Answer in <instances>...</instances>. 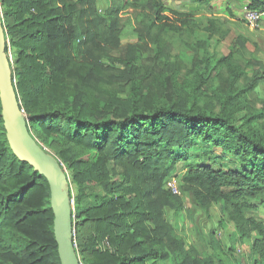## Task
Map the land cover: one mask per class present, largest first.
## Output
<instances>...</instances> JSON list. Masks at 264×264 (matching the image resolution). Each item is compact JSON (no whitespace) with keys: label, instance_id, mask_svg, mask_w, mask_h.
I'll return each instance as SVG.
<instances>
[{"label":"trees","instance_id":"1","mask_svg":"<svg viewBox=\"0 0 264 264\" xmlns=\"http://www.w3.org/2000/svg\"><path fill=\"white\" fill-rule=\"evenodd\" d=\"M248 1L264 13V0ZM110 4L101 13L97 0H0L29 129L63 143L77 185L83 263L264 264V99L256 106L264 64L242 36L237 52L211 51L231 32L217 19L201 28L194 13L165 0ZM141 7L139 40L123 44L121 10ZM176 49L191 53L190 67ZM215 148L232 166L212 165ZM178 171L203 210L221 206L233 247L217 244L216 255L204 256L178 237L166 208L182 210L183 199L164 188ZM53 227L49 183L11 149L0 99V264H61Z\"/></svg>","mask_w":264,"mask_h":264},{"label":"rangeland","instance_id":"2","mask_svg":"<svg viewBox=\"0 0 264 264\" xmlns=\"http://www.w3.org/2000/svg\"><path fill=\"white\" fill-rule=\"evenodd\" d=\"M110 1L111 0H97V6L101 13H106L111 5ZM117 1L120 2L121 0ZM165 5L180 12L194 13L201 28L207 24L208 19L212 18L217 19L219 24L224 28L230 29L231 32L226 39L222 41L215 39L212 41L211 51L217 52L220 56L228 55L231 52H237L241 44L237 43L236 39L237 37L242 36L248 39L246 47L251 53H254V59L257 60L258 63L264 64V16H262L257 27H251L244 18V10L250 5L248 0H216L208 5L192 3L190 0H165ZM142 12L147 13L148 10H146L145 7L138 9L125 8L121 10V16L125 23L120 37L123 44L135 43L139 40L140 35L137 27L141 26L144 22V16L140 14ZM128 18L130 20H128ZM174 54H179L180 60L188 67L191 66L190 52L176 49L174 50ZM147 55H150V52H148ZM250 57H252V55L247 53L246 58L248 59ZM250 69L251 68L248 70L250 71ZM256 94L258 98V100H256V106L259 108L261 107L259 100L264 99V82H262L257 88ZM26 121L28 123L27 118ZM32 134L43 147L49 150V152L62 162L63 169L70 178L72 185V219L75 239V228L77 225L75 227L74 221L78 222L80 220L82 216V208L80 209L76 206L75 198L77 196V185L72 183V171L68 165L63 162L60 155V150L64 145L60 141L54 139V137H50L47 140L43 139L36 129H32ZM221 155V149L215 148L213 150V153L211 154L212 165L216 168L232 166L229 158L223 159L221 158ZM89 157V155L83 156L85 159H89ZM214 159L215 161H213ZM181 177L182 172L178 171L177 174L168 177L164 181V188L171 191H173L171 183H176L180 192L178 195L182 197L184 203V208L180 211L166 208V218L174 227L178 237L185 241L186 248L188 249L191 246L195 247L202 255L208 256L216 255L217 248L215 247L217 244L225 249L233 247L234 243L231 240V235L234 233V228L231 225H227L226 228L221 226V220L224 218L221 206H214L208 214L196 203L193 194L183 189ZM115 180H120V178L115 177ZM90 200V198L85 199L82 205L85 206ZM247 216L254 217L257 216V214L249 212L247 213ZM83 231L86 232L87 228L83 229ZM213 236L217 237V241H214ZM77 254L82 264H84L82 256L78 252ZM237 255L245 258V261L252 263V256H250L247 249L241 245H237ZM158 263L172 264L171 261L161 260L158 261Z\"/></svg>","mask_w":264,"mask_h":264},{"label":"water","instance_id":"3","mask_svg":"<svg viewBox=\"0 0 264 264\" xmlns=\"http://www.w3.org/2000/svg\"><path fill=\"white\" fill-rule=\"evenodd\" d=\"M6 46V32L0 9V99L6 136L14 154L34 167L49 183L54 235L61 264H82L74 239L70 178L61 161L43 147L29 129L13 82V70Z\"/></svg>","mask_w":264,"mask_h":264},{"label":"built area","instance_id":"4","mask_svg":"<svg viewBox=\"0 0 264 264\" xmlns=\"http://www.w3.org/2000/svg\"><path fill=\"white\" fill-rule=\"evenodd\" d=\"M262 16H264V13L254 11L250 9L249 6L246 7L244 10V18L248 22V24L253 28L259 25V22L261 21ZM171 186H172V190L174 193H177V194L180 193L175 182L171 183Z\"/></svg>","mask_w":264,"mask_h":264}]
</instances>
